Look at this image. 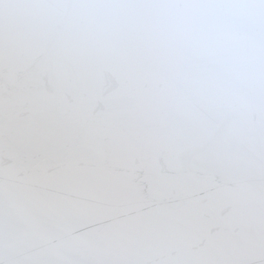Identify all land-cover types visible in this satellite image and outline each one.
Listing matches in <instances>:
<instances>
[{"label": "snow or ice", "instance_id": "obj_1", "mask_svg": "<svg viewBox=\"0 0 264 264\" xmlns=\"http://www.w3.org/2000/svg\"><path fill=\"white\" fill-rule=\"evenodd\" d=\"M137 9L162 15L123 33L94 15ZM13 106L29 114L17 135L67 148L54 173L2 162ZM34 180L102 251L55 245L34 209L78 233ZM9 209L41 252L0 240V264H264V0H0V220Z\"/></svg>", "mask_w": 264, "mask_h": 264}, {"label": "water", "instance_id": "obj_2", "mask_svg": "<svg viewBox=\"0 0 264 264\" xmlns=\"http://www.w3.org/2000/svg\"><path fill=\"white\" fill-rule=\"evenodd\" d=\"M104 24L116 26L122 33L131 32L138 22H146L152 17L162 15L155 11L147 12L141 9L127 12H111L100 11L94 13ZM103 85L106 91H113L119 86V80L113 73H105ZM133 99L129 96H117L113 100V106L118 109H123L130 106ZM105 105L97 103L93 106V111H103ZM8 119L11 121L13 132L5 138V151L9 153L2 161L7 167L17 171L20 175L24 173L36 162L44 161L49 170V174L55 172V166L68 154L65 145L52 141L46 144H37L33 140L22 138L17 135L15 128L23 121L29 118V114L10 107L7 109ZM51 118L41 117V124H46ZM74 158L79 160L92 159L94 154L87 149H80L72 153ZM34 192L41 193L47 198L53 200L60 208L63 215L72 223L77 230L78 235L74 236L62 231L61 227L47 214L34 209L33 214L37 217L41 228L48 234L50 239L56 246L63 249L70 255H77L83 249L81 242L89 245L98 251L104 249V240L96 235L89 227V222L80 217L75 211L64 204L63 197L55 186L44 185L38 180H34L31 184ZM227 211V209H225ZM215 230V227H213ZM20 238H26V249L35 253L41 252L39 240L30 235L29 226L26 222L12 210H7L2 220H0V240H7L14 243ZM17 249L11 248L10 253L15 254ZM48 257H45L47 261Z\"/></svg>", "mask_w": 264, "mask_h": 264}]
</instances>
